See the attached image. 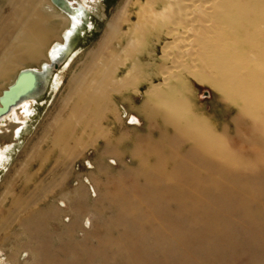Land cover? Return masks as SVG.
<instances>
[{
    "label": "bare ground",
    "instance_id": "6f19581e",
    "mask_svg": "<svg viewBox=\"0 0 264 264\" xmlns=\"http://www.w3.org/2000/svg\"><path fill=\"white\" fill-rule=\"evenodd\" d=\"M129 3L125 0L111 14L95 46L71 73L55 112L25 157L27 179L0 226L18 219L17 210L30 214L49 196L63 193L84 150L100 142V158H120L117 150L128 139L131 165L118 176L97 164L104 180L99 193L111 198L123 220L138 226L144 238H170L168 228L174 224L198 221L194 229L200 238H229L223 230L235 223L264 241V0H134V20ZM158 22L170 24L162 34L177 42L179 55L161 71L162 81H150L144 90L138 111L148 125L155 120L159 127L157 139H147L127 134L117 102L126 100L129 90L136 92L139 82L152 80L147 71L156 67L155 57L145 48L151 39L160 40ZM66 25L67 16L57 13L50 0H0V91L15 80L18 68L39 62ZM59 44L49 49L48 62ZM170 44L161 45L163 61L169 59ZM184 73L209 83L238 107L240 126L234 127L230 149L225 137L192 110ZM28 103L22 105L26 112ZM8 114L4 119L18 117L15 108ZM35 162L37 170L29 173ZM121 176L130 180L123 182Z\"/></svg>",
    "mask_w": 264,
    "mask_h": 264
},
{
    "label": "rangeland",
    "instance_id": "374dc122",
    "mask_svg": "<svg viewBox=\"0 0 264 264\" xmlns=\"http://www.w3.org/2000/svg\"><path fill=\"white\" fill-rule=\"evenodd\" d=\"M124 1L98 0L92 3L90 8H87L88 15L71 40L70 50L56 67L50 69L43 91L34 99L25 101L29 102L27 112L22 104L15 108L20 119L8 117L0 120V157L3 155L0 158V219L5 217L4 211L9 210L10 201L21 190L23 181L27 179L26 167L30 163L29 160L28 164L26 163L25 157L39 136L41 126L47 123L55 112L59 104L58 99L64 94L67 80L78 64L84 60L86 53L97 43L107 19ZM133 2L134 0H130L128 6L131 20L135 19L133 13L137 10ZM54 9L57 13L63 14L55 6ZM159 24H161L160 40L157 42L151 39V44L145 48L155 57L156 67L147 71L148 76L153 77L152 80L139 82L136 85V92L129 90L125 94L126 100L117 102L127 134L137 132L136 134L139 133L141 138L147 137V139L149 137L157 139L156 130L159 127L155 120L148 125L144 115L138 111L144 100V90L149 86L150 81L155 83L162 81L161 71L171 66V61L179 55L177 42L174 43L171 38H166L165 34H162L165 27L170 24L165 22ZM67 27L68 25L59 31L58 39L48 44L39 62L26 64L18 68L15 74L24 68L40 69L42 64L47 63L49 49L61 42ZM123 28H126V25ZM163 41L171 42L168 48L170 56L166 61L160 58ZM143 61L147 60L143 59ZM179 70L180 68L174 69L175 72ZM183 78L191 92L187 98L192 110L207 119L209 123L203 122L205 126L214 128L217 134L225 137V144L230 149L235 143H233L234 127L240 123L237 119L238 107L223 98L221 93L209 83L199 82L185 73ZM11 82L5 83L2 90ZM171 134L169 133V137ZM131 148L132 145L126 139L117 150L121 152L120 158L109 155L100 158L101 144L96 143L84 150L74 161L73 174L66 181L63 193L49 196L35 209L34 206L32 208L34 211L30 214L17 210L15 214L18 219L11 225L9 223L14 215L7 216L9 220L5 222V226L7 224L9 226L3 229L0 226V264H264V241L257 236L247 234L248 230L240 224H226L225 226L228 227H223L224 232L226 230L229 232V238L209 240L203 234L200 238L201 234H197L194 229V226L199 225L198 221L186 224L178 222L172 226L175 228L173 232L170 231L174 228H168V233L170 235L172 233L170 238L151 240V237L150 239L148 237V240L147 237H143L142 230L138 226L125 222L122 218L123 214L115 207L116 203L109 200L111 198L108 196L106 200V197H102L99 193V187L104 184V180L98 174L97 164L101 163L104 167H108L112 176H118L124 165H131L128 156ZM98 156L100 159H97ZM248 162L251 163L250 160ZM37 168L38 164L35 162L29 166L28 172ZM41 174H44V169ZM257 174L259 176L256 177H261L263 171H258ZM121 177L123 182L130 180L127 176ZM41 178L42 176H38L39 180ZM21 194L25 195V193ZM63 201L65 205L61 206ZM173 233L176 235L173 236ZM183 233L186 236L178 235ZM181 237L182 239L189 237L183 239L185 245L182 239H178ZM199 240L201 242H197ZM138 254H142L141 257Z\"/></svg>",
    "mask_w": 264,
    "mask_h": 264
},
{
    "label": "water",
    "instance_id": "95a60500",
    "mask_svg": "<svg viewBox=\"0 0 264 264\" xmlns=\"http://www.w3.org/2000/svg\"><path fill=\"white\" fill-rule=\"evenodd\" d=\"M50 2L65 14L71 22L74 20V15L78 17V21H76L75 26L70 24L72 33L64 36L63 43L56 46L53 52H50L48 63L42 64L40 69H21L14 82L2 91L0 95V120L4 119L13 108L19 106L25 100L34 99L43 91L50 69L56 67L70 50L74 34L83 23V19L88 15L87 8L77 1L50 0Z\"/></svg>",
    "mask_w": 264,
    "mask_h": 264
},
{
    "label": "flooded vegetation",
    "instance_id": "af4514ba",
    "mask_svg": "<svg viewBox=\"0 0 264 264\" xmlns=\"http://www.w3.org/2000/svg\"><path fill=\"white\" fill-rule=\"evenodd\" d=\"M70 1H77V2H79L80 4H82V5H84L86 8H90V5H92V3H95V2H97L98 0H70ZM91 15V14H90ZM67 19H68V27L66 28V30H65V33L63 34V36H62V41H61V44L63 43V39H64V36H66L67 34L69 35V34H71L72 33V29H70V24L72 25V26H75V23H76V21H78V17H74V20H73V22H71L70 21V19L67 17ZM71 22V23H70ZM48 63V62H47ZM14 81V80H13ZM12 81V82H13ZM25 101H28V100H25ZM24 101V102H25ZM24 102H22L21 104H20V106L24 103ZM20 106H17V107H15V108H18V107H20ZM14 121V120H13Z\"/></svg>",
    "mask_w": 264,
    "mask_h": 264
}]
</instances>
